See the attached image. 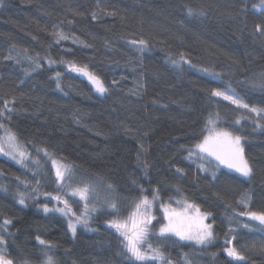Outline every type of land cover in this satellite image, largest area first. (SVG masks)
Listing matches in <instances>:
<instances>
[{"label": "trees", "instance_id": "1", "mask_svg": "<svg viewBox=\"0 0 264 264\" xmlns=\"http://www.w3.org/2000/svg\"><path fill=\"white\" fill-rule=\"evenodd\" d=\"M259 3L3 0L0 109L7 101L12 111L0 116V129L14 133L28 152L22 163L0 154V223L12 220L7 233L0 235L14 264H44L47 250L37 236L54 245L48 255L56 264H129L122 238L107 221L114 215L126 217L143 195L151 200L155 190L159 199L152 207V233L164 223L161 203L183 201L212 213L208 222L213 223L215 239L201 246L150 235L149 242L160 248L164 260L149 264H264V226L240 215L264 211V131L255 127L256 122L264 124V117L211 95L213 89L231 88L246 103L264 107V89L253 86L264 76V37L256 32L264 14L253 7ZM188 8L195 14L189 15ZM57 32L68 39L58 40ZM141 39L148 45L143 51L132 43ZM181 54L190 63L181 61ZM8 56L13 59H5ZM174 59L178 64L171 62ZM69 62L86 65L108 91L101 95L73 78ZM210 118L217 129L247 138L251 178L220 166L217 170L211 159L187 158L188 150L207 133ZM45 149L71 166V188L93 189L89 206L97 211L91 213L88 227L77 226L75 236L67 217L43 211L44 204L63 206L43 195L58 194ZM201 163L207 171L197 167ZM20 193L26 206L19 203ZM65 193L64 188L59 192ZM244 193L251 195L247 208L237 203ZM65 198L77 214L83 211L85 202L79 196ZM109 202L117 204L115 213ZM233 246L244 261L226 255L224 249Z\"/></svg>", "mask_w": 264, "mask_h": 264}, {"label": "snow or ice", "instance_id": "2", "mask_svg": "<svg viewBox=\"0 0 264 264\" xmlns=\"http://www.w3.org/2000/svg\"><path fill=\"white\" fill-rule=\"evenodd\" d=\"M3 3V0H0V4ZM255 9L264 14V0H260L259 5H253ZM189 15L195 14L194 9H187ZM201 15L203 12L200 13ZM95 19V15H93ZM256 32L264 37V24L256 25ZM55 35L58 37V40L68 39V37L63 32H57ZM132 43H138L143 51L148 45L147 42L143 39L139 41H133ZM88 47V45H85ZM5 59H13L12 56L5 57ZM31 59V58H29ZM180 60L185 63H190L186 60L184 55H180ZM20 63L19 60L16 61ZM174 65L178 64L177 60L171 61ZM49 63H54V61H49ZM69 66L73 71L79 72L85 76L95 85L96 91L101 95L106 93L108 89L104 86L103 81H101L97 76L87 70V66H77L73 62H69ZM36 67L39 68L40 64L36 63ZM194 67V65H193ZM27 72V69L25 70ZM204 72H208V69H202ZM59 73H57V78ZM113 83H117L113 81ZM57 88L60 87L59 82L57 83ZM253 86L260 87L264 89V76H261L259 81L253 83ZM213 97H222L226 101H230L231 104L236 105L238 109H244L250 114H255L257 117H264V107L252 106L249 103H246L244 100L239 98L236 93L231 89L221 91L219 89H213L211 92ZM14 103V101H13ZM12 109L8 108V102L5 101L4 108L0 109V116H5L6 113H11ZM218 116V114H217ZM10 119V115L6 117ZM236 125L241 123L240 119L235 120ZM206 126L207 134L203 135V138L196 143L193 148L188 150V159L196 157L197 159L203 161L209 157L215 159L218 162L217 170L220 165L225 166L228 169L234 170L243 178H251L254 175V166L246 158L244 143L246 142V137L234 134V132L227 129H217L216 122L214 119L210 118ZM4 124L0 123V128H3ZM255 127L261 131H264V124L258 122L255 123ZM143 148V146H141ZM38 151H40L38 149ZM45 155H47V150H44ZM0 153H3L6 156H10L13 160H18V162H23L27 158L28 154L22 150L21 146L17 141V137L10 130L7 131V149L4 146V139L0 138ZM139 160V154L137 155ZM195 163V160L193 161ZM55 165V161L53 162ZM144 163L145 175H147L148 164L146 161ZM197 167L201 171H207L203 163L198 164ZM178 172H182V169H177ZM72 168L71 166L59 165L56 166L55 178L58 184L57 192L58 194L53 196L51 193H43V195L50 197L52 200L57 201L59 204H62V207H53L49 208L47 204L43 205V211L45 213L49 212H59L61 215L68 218V229L75 236L77 231V226L88 227L89 220L92 218L91 213L97 211L95 205H90V194L93 191L89 185H84L83 187L71 188L69 193L60 195L59 192L66 186V181L71 179ZM213 179L216 178V172L212 173ZM39 184V181L36 182ZM71 187L70 185H67ZM111 189V185L108 186ZM144 189L141 188V192ZM33 192H38V189H33ZM79 196L83 200L84 208L79 214L73 211L72 207L69 204L68 199L65 196ZM218 198L223 199L219 194ZM25 194H19V203L25 205ZM159 199V191L155 190L153 192L152 199L150 200L147 195H143L138 202L134 204L133 210L131 213L125 217L120 218L114 215V218L107 221L110 228L115 229L116 233L122 238L121 243L124 249V255L128 258L129 264H149L151 261L164 260V253L160 250L159 247H153L149 242L150 235H156L158 239H169L171 237H178L180 240L184 241H193L197 245L206 246L213 242L215 239L213 231V223H205L209 217L212 216V213L209 211L200 212L199 206L188 204V208H195L197 213L195 223L191 222V218L183 212H177L175 209H172L169 205L161 203V208L163 209L164 219L167 220L166 224H161L157 233H152L150 226L156 217L152 214V207L154 202ZM251 200L250 193H244L237 203L243 204L245 208L248 207L249 201ZM108 207L113 210V213L117 210V204L115 202H109ZM234 211V210H233ZM240 215L247 216L251 220L258 222L259 225L264 226V211H246L241 212ZM12 224L11 219H4L0 223V233H7L8 227ZM244 227H248L247 224ZM38 243L47 250L44 252L46 260L44 264H56L55 260L51 255H48V251L51 250L54 245L50 241L41 239L39 236L36 237ZM231 244V241H228ZM7 241L4 239V235H0V264H13L11 259L7 258L5 248ZM226 255L236 261H244L245 257L233 246L226 247L224 249ZM167 264H172L169 260Z\"/></svg>", "mask_w": 264, "mask_h": 264}, {"label": "rangeland", "instance_id": "3", "mask_svg": "<svg viewBox=\"0 0 264 264\" xmlns=\"http://www.w3.org/2000/svg\"><path fill=\"white\" fill-rule=\"evenodd\" d=\"M259 4H260V3H259ZM259 4H258V5H259ZM256 10H257V9H256ZM27 60H29V59H27ZM29 61H30V60H29ZM206 134H207V133H206ZM0 138H3V139H4V146H5V148L7 149V130H5V129H0ZM17 141H18V140H17ZM18 143H19V145L21 146L22 150L25 151V152L28 154V152H27L25 146H23L19 141H18ZM42 153L45 154L44 151H43ZM0 154L4 155L3 153H0ZM5 156H6V155H5ZM7 157L11 158L10 156H7ZM46 157L50 160L51 164L53 165L54 173L56 172V166H59V165H65V166H68L67 164H64L63 162L54 159V158H53L52 156H50L49 154H47ZM27 158H28V156H27ZM27 158L24 159L23 162L27 161ZM11 159H12V158H11ZM207 159H211V160L215 161V159L212 158V157H209V158H207ZM18 160H19V158H18L17 160H14V161L18 162ZM54 161H55V165H54V163H53ZM215 162L218 164L217 161H215ZM19 163H21V162H19ZM220 167H222V168H224V169H226V170H228V171H230V172H233V173L239 175V174L236 173L234 170H232V169H228V168H226V167L223 166V165H220ZM239 176H240V175H239ZM65 183H66V186L64 187V189H65L66 191L70 192V191H71V187H68V186H67V185H69V181L67 180ZM188 204H189V203H186V202H183V201H177L174 205H173V204H169V206H170L172 209H175L177 212H183V213H186V215H187L188 217L191 218V222L194 224V223H195L196 216H197V213H196V211H195V208H188V207H187ZM191 205H192V204H191ZM55 207H56V206H55ZM161 210H162V213H163V209H162V208H161ZM129 214H130V213H129ZM162 215H163V218H164V213H163ZM127 216H128V215H127ZM127 216H126V217H127ZM122 218H123V217H122ZM124 218H125V217H124ZM166 223H167V220L164 219V223H163V224H166ZM205 223H209L208 220H206ZM183 241H184V240H183ZM229 258H230V257H229ZM231 259H232V258H231Z\"/></svg>", "mask_w": 264, "mask_h": 264}, {"label": "water", "instance_id": "4", "mask_svg": "<svg viewBox=\"0 0 264 264\" xmlns=\"http://www.w3.org/2000/svg\"><path fill=\"white\" fill-rule=\"evenodd\" d=\"M89 71V70H88ZM68 73L70 75L73 76V78H77L81 81H83L84 83H86L87 85H89L91 88H93L95 91H96V87L95 85L87 78V76L79 73V72H76V71H73L71 67L68 68ZM100 79V78H99ZM101 80V79H100ZM102 81V80H101ZM97 92V91H96ZM99 93V92H98ZM8 259H10L9 257H7ZM14 264V263H13Z\"/></svg>", "mask_w": 264, "mask_h": 264}, {"label": "crops", "instance_id": "5", "mask_svg": "<svg viewBox=\"0 0 264 264\" xmlns=\"http://www.w3.org/2000/svg\"><path fill=\"white\" fill-rule=\"evenodd\" d=\"M231 259V258H230ZM233 260V259H232ZM234 261H236V260H234Z\"/></svg>", "mask_w": 264, "mask_h": 264}]
</instances>
